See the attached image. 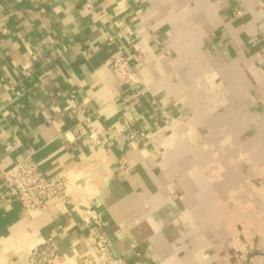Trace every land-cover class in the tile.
<instances>
[{"label":"crops","instance_id":"obj_1","mask_svg":"<svg viewBox=\"0 0 264 264\" xmlns=\"http://www.w3.org/2000/svg\"><path fill=\"white\" fill-rule=\"evenodd\" d=\"M263 31L264 0H0V264H103L88 212L128 264H264ZM28 156L65 200L22 207Z\"/></svg>","mask_w":264,"mask_h":264},{"label":"built area","instance_id":"obj_2","mask_svg":"<svg viewBox=\"0 0 264 264\" xmlns=\"http://www.w3.org/2000/svg\"><path fill=\"white\" fill-rule=\"evenodd\" d=\"M232 14L234 18H241L243 11L234 9ZM109 40L111 39L109 38ZM261 41L264 43V31L261 35ZM109 68L115 77L129 89L133 90L140 85L141 79L138 72L123 54L115 55L109 62ZM128 129L129 138L134 140L137 132L132 128ZM119 167L127 168L124 161L120 163ZM1 179L10 187L26 211L43 210L47 203L53 199L65 200L66 191L71 183L65 174L48 176L43 173L31 156L6 170L1 175ZM84 222L96 227L93 242L103 264H128L125 259L116 257L111 251L110 238L100 230L106 225L105 221L88 212L85 214ZM57 259L56 246L53 243H44L29 253L28 264H54Z\"/></svg>","mask_w":264,"mask_h":264}]
</instances>
